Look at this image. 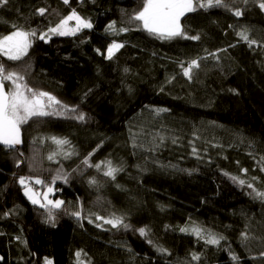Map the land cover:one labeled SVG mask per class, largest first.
I'll return each mask as SVG.
<instances>
[{"label": "trees", "instance_id": "1", "mask_svg": "<svg viewBox=\"0 0 264 264\" xmlns=\"http://www.w3.org/2000/svg\"><path fill=\"white\" fill-rule=\"evenodd\" d=\"M141 6L142 0H70L69 5L9 0L0 8V36L12 32V25L39 34L72 9L93 24L75 36H55L47 43L34 39L21 61L0 56V63L25 75L30 86L86 114L84 122L34 117L21 126L22 149L0 147V264H45V257L52 264H77L78 251L82 264H264V202L229 178L241 177L264 190V10L237 4L244 15L235 17L224 8L198 9L181 24L201 39L169 41L128 20ZM39 8L47 9L44 16L37 14ZM112 21L131 30L106 32ZM244 30L256 44L249 46L238 35ZM113 41L125 46L109 60ZM209 52L219 59H204L191 81L183 76L181 62L187 65ZM9 86L6 82V90ZM158 108L169 111L157 115ZM52 136L67 138L71 143L63 151L76 154L48 160L60 151ZM133 141L142 147L134 148ZM89 153L91 163L111 160L123 171L112 181L86 168L82 160ZM58 170L71 174L69 182L51 186L62 191L68 212L82 206V218L59 211L53 226L45 210L26 199L18 178L44 180V185L30 183L42 194ZM91 177L98 187L89 185ZM113 213L131 227L117 230L95 219ZM189 224L226 239L208 245L179 231ZM141 227L171 255L158 253L135 231ZM193 253L200 259L192 260Z\"/></svg>", "mask_w": 264, "mask_h": 264}, {"label": "snow or ice", "instance_id": "2", "mask_svg": "<svg viewBox=\"0 0 264 264\" xmlns=\"http://www.w3.org/2000/svg\"><path fill=\"white\" fill-rule=\"evenodd\" d=\"M9 0H0V8L7 6ZM65 5H69L70 0H63ZM258 4L261 10H264V0H142V6L140 10L135 11L133 14L129 15L128 20L130 22H139L138 27L146 31L148 34L153 35L159 39L163 40H175L177 38L188 39L193 41H199L201 37L199 35L189 36L181 24L182 17H185L188 13L196 12L198 9H212V8H224L231 11L235 17H241L244 15V10L236 6L237 4H243L247 6L248 4ZM37 14L44 16L47 9L39 8L36 10ZM75 22L72 25L70 22ZM13 31L9 34L0 36V56H4L9 61H21L24 57L28 56L29 49L33 45V40L38 39L47 43L51 40L52 36H75L77 33L84 29H92V22L82 17L75 9H72L70 13L59 20L54 26H49L47 31L38 32L35 29L25 31L16 25H12ZM129 27H119L117 28L116 22L112 21L105 29L106 32L112 34L126 33L130 31ZM238 35L245 41L249 43V46L256 44L257 41L250 40L249 35L246 30L241 31ZM125 45L121 42L113 41L107 47L106 59H112L114 54L123 48ZM100 50L97 49V52ZM226 51V50H217ZM207 57H212L214 59H219L216 52L207 53L206 57L192 59L185 65L184 62L180 63V68L184 77L189 81L193 80L198 71L201 69L202 61L207 59ZM125 72L128 69H124ZM175 77H171L168 83H171ZM6 82L10 85L6 90ZM163 91V88H161ZM91 89L85 93L87 97ZM79 106H70L64 104L62 101L57 99L54 95L49 92L34 88L30 86L27 82L25 75L18 71L9 70L4 63H0V145H3L7 149H12L16 145L21 144V126L27 124L34 117H66L70 119H75L80 122L86 120V114L79 111ZM169 111L166 108L155 109L156 114ZM51 142L57 145L60 151H53L47 157L48 160L54 161L57 155H63L65 159L71 158L75 155V152H64L63 146L69 145L71 142L67 138H60L56 136L49 137ZM163 137H160V142L163 143ZM176 141L173 140V143ZM99 147V146H98ZM133 147H142L133 141ZM150 151L152 149H149ZM95 151V150H94ZM193 153L197 152L196 148L192 149ZM93 153H89L88 156L84 157L82 164L86 168H95L97 171H102L104 177L115 181L117 175L123 171L122 166H116L111 160L101 161L98 163H91L90 157ZM58 162V161H57ZM103 166V168H102ZM19 167V162L17 163ZM79 168V166H78ZM78 169H73L77 171ZM247 173V169L242 170ZM264 171V167L261 168ZM83 175V172H80ZM70 173L61 174L57 171V175L53 177L51 184L47 187V192L37 193L30 186L31 182L36 185H44L45 181L39 177L32 176H20L18 178V183L22 186L24 195L28 198L33 205H39L40 208L44 209L47 214L48 222H52L53 226L56 219V213L59 211H64L78 220L82 218V206H79L77 210L68 212L66 208V202L62 199H49V194L54 192L52 184H55L57 180H62L65 184L69 182ZM225 175H229L225 173ZM234 183L240 186H246L250 189L249 195H252L254 199H259L264 202V190H260L254 186V183L248 182L245 179L238 176L229 177ZM256 177H253V181ZM90 186H99L96 177H91L88 180ZM119 187V185H117ZM42 197V198H41ZM9 213H4L7 216ZM96 220L103 221V224L110 225L113 229H124L128 230L131 225L126 223V217L117 216L115 213L112 214L111 218H105L100 215L95 216ZM89 223H93V220L89 219ZM97 227H102L103 225L97 224ZM138 231L141 237L148 238L150 229L147 227H141L135 229ZM181 232L189 233L196 236L199 239L204 240L208 245H220L222 240L226 238L223 235L215 233L210 229L204 228L198 224H192L187 227L180 228ZM242 238L248 241L249 237L247 233H241ZM17 239H20L17 237ZM148 243L152 244L156 248L157 252L161 255H171L168 249L156 245L150 238H148ZM82 253L80 251L75 253L77 258V264H82L80 260ZM264 256V252L261 253ZM192 260L197 261L200 256L196 253L191 255ZM3 257H0L2 260ZM231 259L235 262L238 261L239 257L235 254L231 255ZM45 264H52V261L47 257L44 258Z\"/></svg>", "mask_w": 264, "mask_h": 264}, {"label": "bare ground", "instance_id": "3", "mask_svg": "<svg viewBox=\"0 0 264 264\" xmlns=\"http://www.w3.org/2000/svg\"><path fill=\"white\" fill-rule=\"evenodd\" d=\"M22 132H23V130H22ZM23 147H24V132H23ZM22 147V148H23ZM1 148H4V147H1ZM21 148V149H22ZM4 149H7V148H4ZM7 150H10V149H7ZM10 151H14V150H10ZM30 186L32 187V185L30 184ZM33 188V187H32ZM34 189V188H33ZM54 189V188H53ZM34 191L35 192H37V193H41L40 191H37V190H35L34 189ZM47 192V191H46ZM25 196V195H24ZM60 196H63L62 195V191L61 190H59V189H54V192L53 193H50L49 194V199H53V200H55V199H62V197H60ZM26 197V196H25ZM42 198V197H41ZM26 199L28 200V198L26 197ZM63 200V199H62ZM29 201V200H28ZM31 202V201H30ZM35 206H38L39 207V205H35Z\"/></svg>", "mask_w": 264, "mask_h": 264}, {"label": "water", "instance_id": "4", "mask_svg": "<svg viewBox=\"0 0 264 264\" xmlns=\"http://www.w3.org/2000/svg\"><path fill=\"white\" fill-rule=\"evenodd\" d=\"M21 140H22L21 144L16 145L14 148H12L10 150H20L23 147V132H22V128H21ZM0 147H4V146L0 145Z\"/></svg>", "mask_w": 264, "mask_h": 264}, {"label": "rangeland", "instance_id": "5", "mask_svg": "<svg viewBox=\"0 0 264 264\" xmlns=\"http://www.w3.org/2000/svg\"><path fill=\"white\" fill-rule=\"evenodd\" d=\"M70 23H71L72 25H74L75 22L73 21V22H70ZM53 37H55V36H52V38H53ZM117 52H118V51H117ZM117 52H116V53H117ZM116 53H115V54H116ZM115 54H114V55H115ZM3 57H4V56H3ZM4 58H6V57H4ZM6 59H7V58H6ZM39 89H40V90H43V91H46V90L43 89V88H39ZM46 92H48V91H46ZM190 225H191V224L186 225V226H183V227H187V226H190ZM181 228H182V227H181ZM179 231H180V229H179ZM180 232H181V231H180ZM183 233H185V232H183ZM185 234L192 235V234H189V233H185Z\"/></svg>", "mask_w": 264, "mask_h": 264}]
</instances>
